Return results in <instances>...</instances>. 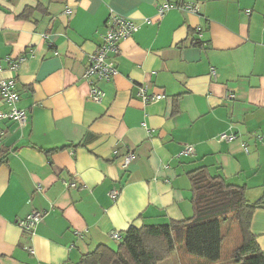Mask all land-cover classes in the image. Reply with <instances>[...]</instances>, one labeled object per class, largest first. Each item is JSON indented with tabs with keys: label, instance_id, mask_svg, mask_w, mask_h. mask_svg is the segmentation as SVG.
<instances>
[{
	"label": "crops",
	"instance_id": "0c3cea01",
	"mask_svg": "<svg viewBox=\"0 0 264 264\" xmlns=\"http://www.w3.org/2000/svg\"><path fill=\"white\" fill-rule=\"evenodd\" d=\"M174 1L198 11L157 20L156 0H0L1 76L27 112L23 128L0 119V264H74L98 246L115 251L112 231L181 222L199 167L264 200V0ZM112 14L140 27L96 102L83 72ZM141 86L165 98L144 103ZM32 210L44 216L28 233L17 221ZM250 231L264 251V204ZM184 254L179 264H205Z\"/></svg>",
	"mask_w": 264,
	"mask_h": 264
},
{
	"label": "trees",
	"instance_id": "16d2710c",
	"mask_svg": "<svg viewBox=\"0 0 264 264\" xmlns=\"http://www.w3.org/2000/svg\"><path fill=\"white\" fill-rule=\"evenodd\" d=\"M30 9L21 16L26 17ZM3 153L0 154V162ZM192 215L181 222L129 227L115 251L98 246L74 264H159L177 248L205 264L221 261L224 224H236L240 244L231 253L232 264H264V251L250 231L254 211L264 204L250 202L243 186L228 183L206 167L188 173Z\"/></svg>",
	"mask_w": 264,
	"mask_h": 264
},
{
	"label": "built area",
	"instance_id": "2783aa9c",
	"mask_svg": "<svg viewBox=\"0 0 264 264\" xmlns=\"http://www.w3.org/2000/svg\"><path fill=\"white\" fill-rule=\"evenodd\" d=\"M171 9L196 13L198 11V3H178L174 0H156L155 18L160 20ZM245 12L248 14L250 10L247 9ZM144 22L150 23L151 20L145 18ZM104 26L105 29L99 35V41L95 50L88 56L87 65L83 72V78L90 84V98L96 102L101 101L104 96L99 82L109 81L117 73L113 57L120 53V42L131 36L140 27V24L129 17L112 14ZM5 60L10 70H17L18 61L14 60L11 56H7ZM1 72L2 69L0 66V100L7 108L0 110V119L14 121L19 127L23 128L27 125V112L25 109L17 106L19 94L15 88L13 77H3L1 76ZM210 77L214 80L217 77V73L213 68L210 69ZM137 95L144 103H151L165 98V93L162 91L147 95L145 86L139 88ZM230 97H233V95H230ZM1 136L2 132H0V138ZM234 138L235 136L232 134L221 133L219 135L220 140L231 141ZM181 153L184 155H192V147L185 145ZM133 157L134 154L132 151L127 152L124 155V165L132 161ZM70 186H74V183H70ZM119 193V189L114 188L109 191L108 195L111 199L115 200ZM43 216V211L32 210L26 217L19 219L17 224L22 230L31 233ZM110 238L113 240H121V236L116 231L111 232ZM28 251L33 253L32 247H28Z\"/></svg>",
	"mask_w": 264,
	"mask_h": 264
},
{
	"label": "rangeland",
	"instance_id": "374dc122",
	"mask_svg": "<svg viewBox=\"0 0 264 264\" xmlns=\"http://www.w3.org/2000/svg\"><path fill=\"white\" fill-rule=\"evenodd\" d=\"M238 227L236 224H224L222 226V233L224 234V242L222 245V257L224 264H232L230 257L233 249L240 244V236L238 233ZM185 252L182 249L177 248L173 251L169 257L159 264H179V259L182 258Z\"/></svg>",
	"mask_w": 264,
	"mask_h": 264
}]
</instances>
